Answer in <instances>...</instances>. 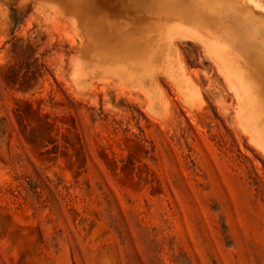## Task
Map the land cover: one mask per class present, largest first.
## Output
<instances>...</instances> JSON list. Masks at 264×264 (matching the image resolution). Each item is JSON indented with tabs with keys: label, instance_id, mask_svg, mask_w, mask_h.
Instances as JSON below:
<instances>
[{
	"label": "rangeland",
	"instance_id": "rangeland-1",
	"mask_svg": "<svg viewBox=\"0 0 264 264\" xmlns=\"http://www.w3.org/2000/svg\"><path fill=\"white\" fill-rule=\"evenodd\" d=\"M221 1L0 0V264H264V0Z\"/></svg>",
	"mask_w": 264,
	"mask_h": 264
},
{
	"label": "bare ground",
	"instance_id": "bare-ground-1",
	"mask_svg": "<svg viewBox=\"0 0 264 264\" xmlns=\"http://www.w3.org/2000/svg\"><path fill=\"white\" fill-rule=\"evenodd\" d=\"M78 1H79V0H78ZM80 1H81V0H80ZM198 1H199V0H197V2H198ZM207 1H208V0H207ZM207 1H204V0H203L204 4H205ZM211 1L213 2V3H212L213 5H214V3L217 5V3L222 2L221 0H210V1H208L207 3L211 2ZM122 3H123V2H122ZM123 5H124V4H123ZM205 5H207V4H205ZM116 6H118V4H117ZM208 6H209V10H210V9H211V8H210V5H208ZM213 8H214V7H213ZM213 8H212V9H213ZM114 9H115V8H114ZM126 9H127V8H126ZM118 10H119V9H118ZM209 10H208V11H209ZM213 10L215 11V9H213ZM116 11H117V9H116ZM180 11H181V10H180ZM210 11H211V10H210ZM210 11L208 12L209 14H210L211 12H212V14L214 13V11H211V12H210ZM102 12H103V11H102ZM109 12H110V10H109ZM109 12H108V13H109ZM173 12H174V11H173ZM177 12H179V11H178V10H177V11L175 10V13H177ZM104 13H105V12H104ZM106 13H107V12H106ZM132 13H133V11H132ZM180 14H181V12H180ZM212 14H210V15H212ZM104 15H105V14H104ZM113 15H115V14L113 13ZM113 15H112L111 17H113ZM116 15H117V14H116ZM130 15H131V14H130ZM132 15H134V14H132ZM101 16H102V14H101ZM107 16H109V15H107ZM117 16H118V15H117ZM126 16H128V15H126ZM174 16H175V15H174ZM111 17H110L109 19H108V17H107V19L110 21ZM128 17H130V16H128ZM117 18H118V17H117ZM117 18H116V16H115V19H117ZM124 18H125V16H123L122 18H120V20L122 19V22H123V19H124ZM132 19H133V18H132ZM137 19H138V18H137ZM137 19H136V20H137ZM104 20H105V19H104ZM120 20H119V21H120ZM125 20H127V19H125ZM128 20H129V19H128ZM113 21H114V20H113ZM115 21H118V19L115 20ZM110 22H111V21H110ZM120 22H121V21H120ZM129 23H130V22H129ZM132 23H134V22H132ZM100 27H101V26H100ZM98 29H99V28H98ZM101 31H102V30H101ZM102 32H103V31H102ZM102 32H101V33H102ZM98 33H99V32H98ZM159 39H160V38H159ZM157 43H159V41H158ZM155 44H156V43H155ZM153 46H154V45H153ZM147 51H148V50H147ZM147 51H146V52H147ZM146 52H145V53H146ZM151 52H152V53H156V52H159V50H158V48H157V49H153V50H151ZM143 75H144V74H143ZM263 135H264V133H263Z\"/></svg>",
	"mask_w": 264,
	"mask_h": 264
}]
</instances>
